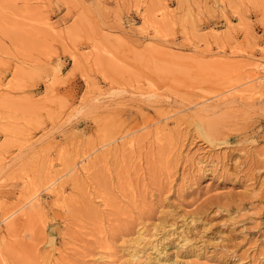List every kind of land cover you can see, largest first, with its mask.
I'll list each match as a JSON object with an SVG mask.
<instances>
[{
    "label": "rangeland",
    "instance_id": "1",
    "mask_svg": "<svg viewBox=\"0 0 264 264\" xmlns=\"http://www.w3.org/2000/svg\"><path fill=\"white\" fill-rule=\"evenodd\" d=\"M263 67L264 0H0V264H130L142 230L264 264Z\"/></svg>",
    "mask_w": 264,
    "mask_h": 264
},
{
    "label": "bare ground",
    "instance_id": "2",
    "mask_svg": "<svg viewBox=\"0 0 264 264\" xmlns=\"http://www.w3.org/2000/svg\"><path fill=\"white\" fill-rule=\"evenodd\" d=\"M163 12V11H162ZM229 24V23H228ZM257 64V62H256ZM263 64V63H262ZM260 67H262L260 65ZM258 68V67H257ZM264 68V67H263ZM239 92V91H238ZM241 95V94H240ZM234 98V97H233ZM199 127V126H198ZM208 135V134H207ZM61 192V191H59ZM36 202V201H35ZM174 228V227H173ZM150 234V233H149ZM152 235H148L147 233H145L144 230L142 231H139L137 233V236L135 237V239L133 240V243L135 244L134 245V248L131 250L130 254H129V261H130V264H143L144 262H151V263H148V264H160L162 263L163 261H167V259L165 258V253L162 252V250H159L157 249V245L156 242L154 243L153 240H151ZM159 241V240H158ZM147 244L149 246H151V249H153L154 252H157L156 255L151 258L152 260H150L147 256L144 261H140V258L143 256V253L145 251V249L147 248ZM159 246V245H158ZM147 255V254H145ZM143 259V258H142ZM164 264V263H163ZM166 264H179L178 262L176 263H173V262H167Z\"/></svg>",
    "mask_w": 264,
    "mask_h": 264
}]
</instances>
